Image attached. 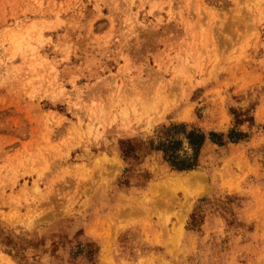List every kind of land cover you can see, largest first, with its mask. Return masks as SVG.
<instances>
[{
    "label": "rangeland",
    "instance_id": "obj_1",
    "mask_svg": "<svg viewBox=\"0 0 264 264\" xmlns=\"http://www.w3.org/2000/svg\"><path fill=\"white\" fill-rule=\"evenodd\" d=\"M102 260L264 264V0H0V264Z\"/></svg>",
    "mask_w": 264,
    "mask_h": 264
},
{
    "label": "trees",
    "instance_id": "obj_2",
    "mask_svg": "<svg viewBox=\"0 0 264 264\" xmlns=\"http://www.w3.org/2000/svg\"><path fill=\"white\" fill-rule=\"evenodd\" d=\"M232 133L233 131L228 133V135H225L223 133L209 132L207 136L199 130L190 131L186 136L188 138L189 146L194 151V154L190 157H181L175 149H172L171 151H168V148L165 147H161L160 149L163 150L166 161L172 167L178 170H190L195 168L197 165L198 152L207 138L218 144H222L224 142V136L228 137L229 140L232 141L238 140L239 138L231 135Z\"/></svg>",
    "mask_w": 264,
    "mask_h": 264
},
{
    "label": "bare ground",
    "instance_id": "obj_3",
    "mask_svg": "<svg viewBox=\"0 0 264 264\" xmlns=\"http://www.w3.org/2000/svg\"><path fill=\"white\" fill-rule=\"evenodd\" d=\"M190 176H193V178H196V177H198V175L196 174V173H194V172H190V174L189 175H187V176H185V177H180V178H177L175 181L176 182H179L178 184H181L180 182H182V181H185V180H188V179H190ZM196 176V177H195ZM173 183V182H172ZM169 185H171V184H169ZM153 187V186H152ZM175 187V186H174ZM186 211V210H185ZM181 214H184V213H181ZM180 214V215H181ZM179 215V214H178ZM185 215V214H184ZM183 216V215H182ZM180 217V216H179ZM184 217V216H183ZM133 221V220H132ZM131 221V222H132ZM124 225V224H123ZM117 228V227H116ZM118 230H119V228H117ZM116 230V229H115ZM115 232V231H114ZM116 233H117V231H116ZM112 236H113V234H112ZM106 242V241H105ZM105 246V245H104ZM109 246V245H108ZM106 248V247H105ZM108 250H109V248H107ZM107 250V251H108ZM102 261H104L105 262V260H102ZM101 261V262H102ZM100 262V263H101ZM104 264V263H103ZM105 264H106V262H105Z\"/></svg>",
    "mask_w": 264,
    "mask_h": 264
}]
</instances>
